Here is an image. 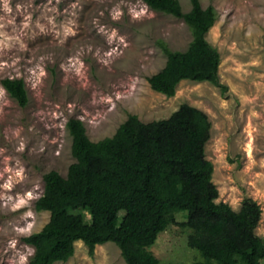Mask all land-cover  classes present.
I'll return each instance as SVG.
<instances>
[{"label": "rangeland", "instance_id": "374dc122", "mask_svg": "<svg viewBox=\"0 0 264 264\" xmlns=\"http://www.w3.org/2000/svg\"><path fill=\"white\" fill-rule=\"evenodd\" d=\"M184 12L191 0H179ZM217 20L207 40L221 55L223 93L209 82L182 81L173 97L153 91L148 78L167 57L161 43L186 51L188 25L142 0H0V264H28L34 248L24 238L50 220L38 212L44 175L66 177L75 162L70 119L83 121L90 140L112 137L129 115L144 123L168 119L183 104L212 124L206 157L214 165L217 202L239 211L244 199L262 208L264 237V0H200ZM22 79L29 103L21 107L3 87ZM123 215V213L121 214ZM177 221L186 222L183 214ZM188 228L171 225L150 251L161 264H197ZM126 264L114 243L90 256L82 241L66 263Z\"/></svg>", "mask_w": 264, "mask_h": 264}, {"label": "trees", "instance_id": "16d2710c", "mask_svg": "<svg viewBox=\"0 0 264 264\" xmlns=\"http://www.w3.org/2000/svg\"><path fill=\"white\" fill-rule=\"evenodd\" d=\"M154 11L183 20L191 30L186 51L161 43L165 67L148 78L151 89L170 98L182 81L209 82L223 93L221 55L207 34L217 20L213 6L191 0H142ZM3 87L21 107L29 103L22 79L6 78ZM75 162L66 177L44 175L38 212L50 213L44 228L24 242L34 248L28 264L68 262L82 241L91 257L97 246L114 243L126 264H161L150 251L171 225L188 228L187 245L202 259L197 264H264V237L257 234L262 208L244 199L239 211L217 202L214 165L206 157L212 124L202 110L183 104L168 119L142 122L129 115L112 137L90 140L83 121L70 119ZM123 213V215H121ZM183 214L186 222H178Z\"/></svg>", "mask_w": 264, "mask_h": 264}]
</instances>
